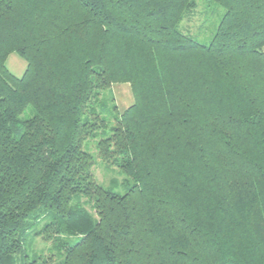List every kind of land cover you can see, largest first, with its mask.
<instances>
[{"label":"trees","instance_id":"16d2710c","mask_svg":"<svg viewBox=\"0 0 264 264\" xmlns=\"http://www.w3.org/2000/svg\"><path fill=\"white\" fill-rule=\"evenodd\" d=\"M196 1L0 0V264L42 218L60 264H264V0H206V44L179 27Z\"/></svg>","mask_w":264,"mask_h":264},{"label":"rangeland","instance_id":"374dc122","mask_svg":"<svg viewBox=\"0 0 264 264\" xmlns=\"http://www.w3.org/2000/svg\"><path fill=\"white\" fill-rule=\"evenodd\" d=\"M196 3V7L185 14L179 27L184 33L190 34L196 41L206 44L215 31L222 9L213 3H208L206 0H197ZM5 64L7 69L16 77H20L26 68L24 59L13 52L7 56ZM104 94L114 97V102L120 112L133 101L130 87L124 83L113 84ZM31 115H33V111L28 107L22 112L21 117L27 118ZM98 138L99 136L83 145V148L91 153L94 158L92 165L93 176L103 187L111 188L113 191L122 194L129 184H122L124 176L114 166L96 157L95 145ZM85 207L92 212L88 205H85ZM46 221H48V218L39 220L25 236L23 246L26 253L25 260L28 264H60L63 259V254L53 248L49 240L45 241L41 235L35 234V231L39 230Z\"/></svg>","mask_w":264,"mask_h":264}]
</instances>
